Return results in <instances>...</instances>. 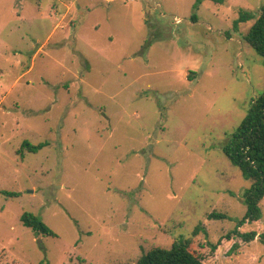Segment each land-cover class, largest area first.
<instances>
[{
  "label": "rangeland",
  "instance_id": "374dc122",
  "mask_svg": "<svg viewBox=\"0 0 264 264\" xmlns=\"http://www.w3.org/2000/svg\"><path fill=\"white\" fill-rule=\"evenodd\" d=\"M263 5L0 0V264H135L198 225L197 244L237 227L252 182L223 146L264 58L244 39L256 18L236 22ZM260 206L244 231L264 232ZM219 263L264 264V244Z\"/></svg>",
  "mask_w": 264,
  "mask_h": 264
},
{
  "label": "trees",
  "instance_id": "16d2710c",
  "mask_svg": "<svg viewBox=\"0 0 264 264\" xmlns=\"http://www.w3.org/2000/svg\"><path fill=\"white\" fill-rule=\"evenodd\" d=\"M215 1L222 3L225 0ZM254 18L256 20L244 39L264 58V5L259 14L241 11L236 26ZM193 20H197V17L194 16ZM42 146L43 144L32 145L29 142L24 144L25 148L33 152L38 151ZM223 152L232 164L239 167L244 177L252 182L245 193L247 211L244 220L223 235L218 244L210 242L197 244L196 237L202 229L206 232L205 226L198 225L191 236L175 239L170 248L154 246L144 251L135 264H220L219 247L233 256L241 248L249 247L257 241L264 244V232L244 231L243 227L247 223L258 224L262 216L260 203L264 199V91L252 99L238 129L223 146ZM210 217L222 216L212 213ZM22 221L37 234H55L39 216L32 212H25Z\"/></svg>",
  "mask_w": 264,
  "mask_h": 264
}]
</instances>
